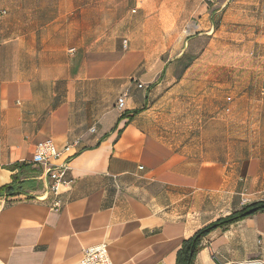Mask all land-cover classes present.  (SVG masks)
I'll use <instances>...</instances> for the list:
<instances>
[{"label": "crops", "instance_id": "crops-1", "mask_svg": "<svg viewBox=\"0 0 264 264\" xmlns=\"http://www.w3.org/2000/svg\"><path fill=\"white\" fill-rule=\"evenodd\" d=\"M90 6L0 0V264H79L100 244L113 264H178L196 235L194 264L264 263V211L198 234L244 209H234L240 182L253 189L264 175L260 160L236 157L234 141L212 136L229 127L195 125L225 118L229 103L218 115H204L203 98L186 104L193 64L178 74L181 63L127 41L92 48V38L112 33L106 18L92 28ZM204 130L205 143H188ZM49 139L78 141L59 209L43 170L27 164Z\"/></svg>", "mask_w": 264, "mask_h": 264}, {"label": "rangeland", "instance_id": "rangeland-1", "mask_svg": "<svg viewBox=\"0 0 264 264\" xmlns=\"http://www.w3.org/2000/svg\"><path fill=\"white\" fill-rule=\"evenodd\" d=\"M90 8L92 28L106 18L112 33L92 38L91 44L98 40L92 48L127 41V47L132 43L153 60L181 63L178 74L193 64L185 77L186 104L203 98L204 115H218L229 103L225 118L198 121L196 127H229L228 134L212 136L234 141L236 157L257 158L264 174V0H91ZM205 130L188 133V143L200 144V138L205 143L211 136ZM240 183L247 186L236 195L234 209L264 201V189L257 188L264 175L253 189L249 181Z\"/></svg>", "mask_w": 264, "mask_h": 264}, {"label": "built area", "instance_id": "built-area-1", "mask_svg": "<svg viewBox=\"0 0 264 264\" xmlns=\"http://www.w3.org/2000/svg\"><path fill=\"white\" fill-rule=\"evenodd\" d=\"M213 0H208L211 2ZM228 2L231 0H227ZM233 1V0H232ZM136 11H133L135 13ZM127 44V42H125ZM143 85H139L142 88ZM127 92L118 98L117 109L125 110ZM94 129H91L93 131ZM78 141L59 147L52 139L40 142L35 147L33 158L27 162L33 167H40L48 180V191L54 196L53 207L59 209L63 205L61 199L62 190L72 186L74 180L69 177L72 170L71 164L75 147ZM79 264H113L106 244L96 245L84 251L83 259Z\"/></svg>", "mask_w": 264, "mask_h": 264}, {"label": "trees", "instance_id": "trees-1", "mask_svg": "<svg viewBox=\"0 0 264 264\" xmlns=\"http://www.w3.org/2000/svg\"><path fill=\"white\" fill-rule=\"evenodd\" d=\"M258 211H264V201L253 203L226 218L219 219L218 221L210 224L208 227L200 231V233L198 234H201L202 236L206 235L218 227H224L233 222L242 220L244 218L252 216ZM199 246L200 237H198L197 235L192 239L185 241L182 245V248L178 252V264H194Z\"/></svg>", "mask_w": 264, "mask_h": 264}, {"label": "water", "instance_id": "water-1", "mask_svg": "<svg viewBox=\"0 0 264 264\" xmlns=\"http://www.w3.org/2000/svg\"><path fill=\"white\" fill-rule=\"evenodd\" d=\"M214 261H215L216 264H221L217 258H214ZM246 264H264V263H261V262H252V263H246Z\"/></svg>", "mask_w": 264, "mask_h": 264}, {"label": "bare ground", "instance_id": "bare-ground-1", "mask_svg": "<svg viewBox=\"0 0 264 264\" xmlns=\"http://www.w3.org/2000/svg\"><path fill=\"white\" fill-rule=\"evenodd\" d=\"M3 181V180H2Z\"/></svg>", "mask_w": 264, "mask_h": 264}]
</instances>
